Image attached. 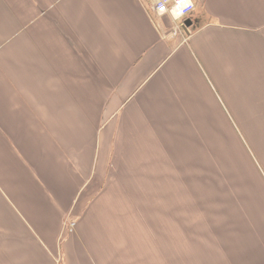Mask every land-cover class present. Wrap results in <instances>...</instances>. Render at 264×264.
Listing matches in <instances>:
<instances>
[{
	"label": "crops",
	"instance_id": "0c3cea01",
	"mask_svg": "<svg viewBox=\"0 0 264 264\" xmlns=\"http://www.w3.org/2000/svg\"><path fill=\"white\" fill-rule=\"evenodd\" d=\"M0 0V264H264V0Z\"/></svg>",
	"mask_w": 264,
	"mask_h": 264
},
{
	"label": "built area",
	"instance_id": "2783aa9c",
	"mask_svg": "<svg viewBox=\"0 0 264 264\" xmlns=\"http://www.w3.org/2000/svg\"><path fill=\"white\" fill-rule=\"evenodd\" d=\"M151 1H152L151 2L152 8L156 12V14L167 15L171 17L173 22L176 24L174 27L175 28L174 32L175 33L179 32L185 35L183 24L187 18H190L191 15L190 13H192L195 9V3L193 2L194 0H191V7L185 8L182 16L179 19H174L171 15V10L176 6L177 0H151ZM161 8H163V11H161Z\"/></svg>",
	"mask_w": 264,
	"mask_h": 264
},
{
	"label": "clouds",
	"instance_id": "9594fccd",
	"mask_svg": "<svg viewBox=\"0 0 264 264\" xmlns=\"http://www.w3.org/2000/svg\"><path fill=\"white\" fill-rule=\"evenodd\" d=\"M191 7V0H177L176 6L171 10V15L174 19H179L185 8ZM163 11V8H161Z\"/></svg>",
	"mask_w": 264,
	"mask_h": 264
},
{
	"label": "water",
	"instance_id": "95a60500",
	"mask_svg": "<svg viewBox=\"0 0 264 264\" xmlns=\"http://www.w3.org/2000/svg\"><path fill=\"white\" fill-rule=\"evenodd\" d=\"M195 23H196V21L192 18H187L184 21L183 29L188 35L191 33V31H193L195 29L194 28Z\"/></svg>",
	"mask_w": 264,
	"mask_h": 264
}]
</instances>
